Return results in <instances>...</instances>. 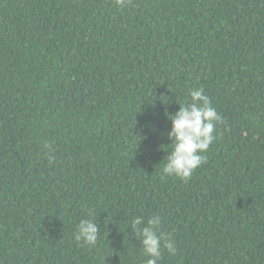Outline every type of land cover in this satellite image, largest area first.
Listing matches in <instances>:
<instances>
[{
  "label": "trees",
  "instance_id": "1",
  "mask_svg": "<svg viewBox=\"0 0 264 264\" xmlns=\"http://www.w3.org/2000/svg\"><path fill=\"white\" fill-rule=\"evenodd\" d=\"M200 87L223 120L185 183L166 109ZM157 214L159 264H264V0H0V264H143Z\"/></svg>",
  "mask_w": 264,
  "mask_h": 264
},
{
  "label": "clouds",
  "instance_id": "2",
  "mask_svg": "<svg viewBox=\"0 0 264 264\" xmlns=\"http://www.w3.org/2000/svg\"><path fill=\"white\" fill-rule=\"evenodd\" d=\"M115 3L120 8L133 6V0H115ZM189 95L191 101L179 103L177 112L166 109V115L172 122L167 132L172 150L168 152L162 170L165 176L178 177L185 183L191 180L197 168L206 163L204 153L216 140V126L223 120L202 87L191 89ZM162 225V217L158 214L147 220L135 217L131 222L132 235L142 245V256L146 258L143 264H159L165 250L171 255L177 252L175 241L162 230ZM100 238V225L89 210L76 225L74 240L80 247L91 248L98 244Z\"/></svg>",
  "mask_w": 264,
  "mask_h": 264
}]
</instances>
